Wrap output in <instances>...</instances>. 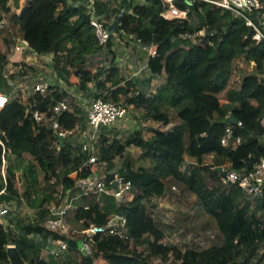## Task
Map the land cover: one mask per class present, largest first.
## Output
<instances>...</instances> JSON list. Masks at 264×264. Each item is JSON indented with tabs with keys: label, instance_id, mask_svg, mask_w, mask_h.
I'll list each match as a JSON object with an SVG mask.
<instances>
[{
	"label": "trees",
	"instance_id": "trees-1",
	"mask_svg": "<svg viewBox=\"0 0 264 264\" xmlns=\"http://www.w3.org/2000/svg\"><path fill=\"white\" fill-rule=\"evenodd\" d=\"M173 3L188 11L185 18L163 17L161 12L168 7L163 0H95L97 14L111 18L112 36L102 46L90 24L87 1L27 0L18 13V0L14 8L0 0V90L9 97L0 112V173L3 155L7 161L6 195L0 194L1 201L9 199L7 193L16 192L14 159L29 162L30 175L37 167L45 174L49 189L60 185L64 194L67 190L80 192L77 183L92 173L91 164L86 163L89 154L81 149L80 133L70 135L57 149L54 130L47 122H37L29 111L38 109L51 116V107L66 98L72 110L55 119L64 130L78 126L84 131L89 107L84 112L81 101L71 98L60 81L75 83L77 90L92 98L89 106L102 98L126 107L142 106L148 118L163 125L169 124L172 116L179 119L171 129H155L147 138L139 129L125 140L111 136L112 127L98 130L95 154L104 163L107 183L114 178L116 157L130 146L142 150L143 161L133 167L126 160L120 172L135 194L121 202L111 194H102L103 204L95 195H81L82 202L73 203L66 219L81 230L91 223H106L112 213H121L126 218L125 237L97 235L90 254L71 247L69 252H77L80 258L61 262L43 247L47 237L64 235L42 225L47 210L40 208L36 220L20 218L17 231L6 230L0 223V264L11 262L10 243L24 264H264V199L253 209L241 188L222 184L217 176L218 166L252 170L264 157V7L248 14L263 32L262 39L256 40L255 28L229 10L214 8L203 0ZM9 19L36 55L53 57L58 78L45 93L31 91L24 98L14 91L17 80L26 81L21 79L28 72L36 73L37 68L8 58L9 48L16 43ZM200 30L204 35L195 44L185 36ZM114 38L139 41L145 47L142 55L147 74L143 81L150 84L154 78L163 79L154 91H138V78L121 76L114 57L109 66H99L94 72L84 69L89 58L101 50L114 52ZM4 42L8 49L2 51ZM151 45L156 49L154 55L147 52ZM72 74L75 80L70 79ZM229 113L241 125L226 124ZM229 125L241 137L236 148L220 141ZM206 155L214 156L217 167L204 163ZM187 157L193 162L185 174L182 165ZM21 175H26V169ZM207 176L213 179L212 184ZM24 194L29 197V190ZM51 197V192L43 195L39 205ZM161 199L165 200L162 205ZM39 234L43 237L37 239ZM176 237L178 241H174ZM138 246L143 247L139 250ZM155 258L160 261L155 263Z\"/></svg>",
	"mask_w": 264,
	"mask_h": 264
},
{
	"label": "built area",
	"instance_id": "built-area-1",
	"mask_svg": "<svg viewBox=\"0 0 264 264\" xmlns=\"http://www.w3.org/2000/svg\"><path fill=\"white\" fill-rule=\"evenodd\" d=\"M77 3L87 1L89 7L87 14L89 15V21L94 29L95 38L98 45H106L112 36V32L109 28L111 18L107 19L97 14L95 9V0H73ZM168 4L161 15L165 18H185L188 11L180 9L173 3V0H163ZM211 4L214 8H220L229 10L235 16L242 17L248 26L255 28L254 38L260 40L263 37V32L254 24L249 18L248 14L264 7L262 0H203ZM264 23V22H263ZM204 35V30H200L196 33H188L185 36L191 40L193 44L198 41V37ZM139 44V41H135ZM141 47V46H140ZM144 49L145 47H141ZM12 50L20 54H35L30 51L29 43L21 36L16 38V43ZM149 54L154 55L156 49L152 46L147 47ZM36 55V54H35ZM38 56V55H36ZM50 83L45 80H36L33 82V92L45 93L49 88ZM66 89V88H65ZM8 95L0 90V112L5 107L8 101ZM71 106L67 103V99L64 98L55 103L51 107V116H47L45 112H41L38 109H29L37 122L48 123L54 130L58 139L55 142L57 149H59L66 138L70 135L80 133L81 149L89 154L86 163L93 165L100 164L98 157L95 154L97 150L95 141L97 138L98 130L100 127H111L121 118H124L127 114V107L122 103L107 101L102 98L93 100L87 110V126L84 131H80L76 126L72 130H64L59 125L55 116L61 114L64 111H71ZM234 125H241V122H237ZM221 144L226 147L236 148L241 143V137L233 133L231 125L225 128V134L221 137ZM5 152V151H4ZM7 164L3 155V170ZM219 172L217 174L219 181L222 184H234L247 195L251 205L261 206L264 199V157H261L254 165L252 170L245 168L241 170L229 169L225 166H218ZM92 173L79 180L77 185L80 187V192L72 195L66 192L62 194V190L59 194V204L48 207L47 217L43 226L54 233L64 235V237L54 238L51 237L50 245L48 246L49 252L56 257L62 256L63 253L69 252L71 247L78 248L83 254H90L93 251L95 237L99 236H113L118 235L121 237L126 236V218L118 213H112L107 217V221L104 224L91 223L88 227L81 230H74L71 234L69 224L66 219V213L70 207L73 206V201L79 198L81 195L92 196L97 198L102 194H111L120 202L128 200V197H133L135 189L129 181H124L120 174H114V178L107 183L105 175L92 169ZM212 179V183H213ZM211 183V184H212ZM11 209V205L8 202L0 200V217ZM264 219V218H263ZM74 244V246H72ZM9 246H14L8 244Z\"/></svg>",
	"mask_w": 264,
	"mask_h": 264
},
{
	"label": "rangeland",
	"instance_id": "rangeland-1",
	"mask_svg": "<svg viewBox=\"0 0 264 264\" xmlns=\"http://www.w3.org/2000/svg\"><path fill=\"white\" fill-rule=\"evenodd\" d=\"M264 1V0H263ZM8 5V4H7ZM23 5V3H22ZM10 8H13L15 6V0H10L9 5ZM198 19V17H195ZM9 26L11 28L12 33L14 34V37L19 36V29L18 26L11 24V21L9 19ZM114 52L112 54L108 53L105 49L101 50L96 56H92L89 58V60L85 63L84 69L91 70L92 72L96 71L97 67L102 65L109 66L111 63V58L114 57L115 65L119 68L121 76L125 77L126 79L137 77L140 80L145 79V76L147 74V68H146V57L142 55L143 49L133 40H129L125 42L124 40H119L117 38H114ZM1 50H6V42L1 44ZM12 52V51H10ZM143 56V57H142ZM12 57V54H11ZM26 63L30 64L32 66H35L37 68L36 73L28 72L27 76L21 80L26 81H19L17 80L16 86H15V93H20L24 98L27 97L31 93V88L33 85V82L36 80H45L49 82L50 84L56 83V79L58 78L57 72L53 68V57L50 54L42 55V56H29V58H26ZM11 62L13 61H22L21 59H10ZM81 69H78L80 72ZM70 79H74V74L70 76ZM75 80V79H74ZM61 86H66V89L70 90L72 89L77 91L75 83H63L59 82ZM124 84V82H122ZM89 86L91 89H94V82L89 83ZM65 88V87H64ZM145 90L147 91V87H138V91ZM12 90V89H11ZM77 92L71 93L70 97L75 98L77 100ZM82 96V109L85 112L87 108L89 107V103L92 100L91 97L86 95L84 92L80 94ZM125 99L124 96L121 97V101L123 102ZM223 102V100H221ZM179 119L176 116L171 117V123L168 125H163L161 122L153 121L152 119H149L147 115L145 114V109L142 106H132L127 105V114L124 118L119 119L115 122V124L111 129V132L109 133L111 136H116L117 138H120L121 140H125V138L133 132V130L139 128L143 132L147 134L148 130H151V128H163L165 130L170 129L172 125L178 124ZM264 124V120H263ZM144 133V134H145ZM128 160L133 166H136L140 162L143 161L141 151L136 147H129L126 149L124 154L122 156H118L115 158V168L114 170L117 172V174H120L125 161ZM204 163L211 166L212 168L217 167V163L215 161V158L213 155H206L204 157ZM192 163L193 160L190 158H186V161L184 162V168H186V165L189 163ZM12 163L17 166V182H16V192L14 197V203L12 204V210L14 213L18 216L17 218H22L27 221L35 220L37 217V209L38 207L48 208L55 206L56 201L59 198V194L61 191V186L57 185L53 191L49 189L48 183L46 182L45 174L41 173L40 170H38L37 167L33 169L35 173L30 175V172L27 171V168L29 169V162L27 161H18L16 159L12 160ZM97 166V165H95ZM99 166V165H98ZM222 166L227 167V164H223ZM99 168V167H98ZM26 169V175H21V172ZM97 171L94 167V171ZM207 182L209 184L212 183V178L207 176ZM28 187V188H27ZM28 189L29 190V197H27L24 194V191ZM51 192V198L43 205H39V200L42 198L43 195ZM9 195V193H7ZM7 195V196H8ZM6 201H9V199H6ZM160 205L164 204V199H161ZM251 203V202H250ZM256 204L254 203L252 206L253 209H255ZM167 206H169L167 204ZM257 214H261V210L257 209ZM69 222V220H68ZM69 229L70 233L76 229L72 226L69 222ZM174 241H178V238L176 237ZM163 242H166V239H163ZM143 246H138V249L141 250ZM75 257L76 259L80 258V255L77 254V252H69L67 255L64 256V258H72ZM68 261V260H65ZM159 258H155L154 262H159ZM9 264H12L11 262ZM96 264H107L105 261L102 262H96Z\"/></svg>",
	"mask_w": 264,
	"mask_h": 264
},
{
	"label": "crops",
	"instance_id": "crops-1",
	"mask_svg": "<svg viewBox=\"0 0 264 264\" xmlns=\"http://www.w3.org/2000/svg\"><path fill=\"white\" fill-rule=\"evenodd\" d=\"M16 1L17 0H15V4H16ZM26 1L27 0H18V2H19V8H17L16 10H17V12L19 13L20 12V10H21V8L24 6V4L26 3ZM9 2H10V0H7V4L9 5ZM22 3H23V5H22ZM14 8V7H13ZM152 46V48L154 47L155 48V46L154 45H151ZM150 47V46H149ZM6 49H8V47H7V44H6ZM9 50L10 51H12V52H9L10 54H8V58L9 59H12V58H15L16 60L17 59H21L22 61H24V62H26V58H29V56H36L35 54H29V55H26V54H20V53H18V52H14V50H12V47H10L9 48ZM2 51H5V50H2ZM147 52L149 53V51L147 50ZM11 54H12V57H11ZM37 57V56H36ZM11 61V60H10ZM61 82V81H60ZM163 82V79L162 78H154L153 80H152V82L149 84V83H147L146 81H143V80H140V79H138V87L140 86V87H147L148 89H147V91H145V90H142L143 92H151V91H154V89L156 88V86L157 85H159V84H161ZM65 88H66V86H64ZM68 90V89H67ZM71 93H75V92H77L76 93V95H77V99H79L80 101H82V96L80 95L81 94V92L79 91V90H74V92H72L73 90L72 89H70L69 90ZM133 107H134V105H132ZM149 119H151V118H149ZM154 121V120H153ZM157 122V121H156ZM171 123V122H170ZM169 123V124H170ZM168 125V124H167ZM174 125H172L171 126V128L173 127ZM170 128V129H171ZM137 129H139V128H137ZM155 129H162V130H165V129H163V128H151V130H148V132H147V134L145 133V132H143L141 129H139V130H141V132H142V134H143V136L145 137V138H147L149 135H151L152 134V132H153V130H155ZM111 130V129H110ZM167 130H169V129H167ZM134 131V130H133ZM145 133V134H144ZM131 147H134V146H131ZM129 148V147H128ZM127 148V149H128ZM136 148H138V147H136ZM139 149V148H138ZM140 151H141V154H142V150L141 149H139ZM191 163V162H190ZM101 164H104L103 162H100V164H97V166H95V165H93L92 166V169H94V167H95V169H97V172H99V173H101V174H104L103 173V170H104V165H101ZM131 164V163H130ZM99 165V166H98ZM131 166H133L132 164H131ZM188 166V164L186 165V167ZM99 167V168H98ZM133 167H135V166H133ZM182 168H183V170H184V173L185 174H187L188 172L185 170V168H184V164L182 165ZM112 171H114V174H117V172L113 169ZM71 176H75V173H71ZM15 189H16V185H15ZM67 192H69V190H67ZM78 192V191H77ZM77 192H75V193H72V194H76ZM70 193H71V190H70ZM0 194H1V196L2 195H6V186H5V174H4V170H3V168H2V172L0 173ZM62 194L63 195H65L63 192H62ZM9 201H6V198L5 199H3L2 201H4V202H8V203H10V205H11V209H10V211L8 212V214H5V215H3L2 217H0V223L3 225V227L6 229V230H12V231H17L18 230V223H17V221L20 219V218H17L18 216L14 213V211L12 210V204L14 203V197H16L15 196V194H12V193H9ZM101 197V196H100ZM100 197H98L97 199L99 200V198ZM133 197H128V200H131ZM79 202H82L81 200H80V197L79 198H77V199H75L74 201H73V203H79ZM100 203L101 204H103L104 203V201H102L101 200V198H100ZM57 205V204H56ZM49 207V206H48ZM40 208H43V207H38V209L36 210L37 212V217H36V219L38 218V216H39V213H40V211H39V209ZM45 210L47 209V208H44ZM118 214H121V213H118ZM122 215V214H121ZM45 218L43 219V221H42V225L44 224V221H45V219H46V217H47V213H45V216H44ZM35 219V220H36ZM31 221H33V220H31ZM68 221V220H67ZM68 224H69V222H68ZM69 227H70V225H69ZM40 237L42 238L43 236L41 235V234H39V235H37L36 236V238L37 239H40ZM51 237H47V239H46V241H45V243H44V247H43V250H44V252H49V248H48V246L50 245V241H51V239H50ZM11 244V243H10ZM50 253V252H49ZM69 252H66L65 254L67 255ZM65 254L63 253L62 254V256H60V257H58L59 258V260L61 261V262H63L64 261V256H65Z\"/></svg>",
	"mask_w": 264,
	"mask_h": 264
},
{
	"label": "water",
	"instance_id": "water-1",
	"mask_svg": "<svg viewBox=\"0 0 264 264\" xmlns=\"http://www.w3.org/2000/svg\"><path fill=\"white\" fill-rule=\"evenodd\" d=\"M30 51L32 53H35V50L32 48H30ZM237 122V118L232 113H229L227 118L225 119L226 124H236ZM72 246H74V244H72ZM7 252L12 264H24V259L15 246H9Z\"/></svg>",
	"mask_w": 264,
	"mask_h": 264
}]
</instances>
